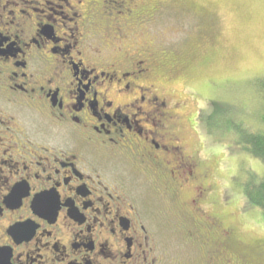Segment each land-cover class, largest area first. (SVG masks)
Instances as JSON below:
<instances>
[{
  "label": "flooded vegetation",
  "instance_id": "1",
  "mask_svg": "<svg viewBox=\"0 0 264 264\" xmlns=\"http://www.w3.org/2000/svg\"><path fill=\"white\" fill-rule=\"evenodd\" d=\"M145 2L0 0V264H160L141 181L172 200L189 187L190 244L226 233L200 206L206 172L170 129L154 55L124 46L118 17Z\"/></svg>",
  "mask_w": 264,
  "mask_h": 264
},
{
  "label": "rangeland",
  "instance_id": "2",
  "mask_svg": "<svg viewBox=\"0 0 264 264\" xmlns=\"http://www.w3.org/2000/svg\"><path fill=\"white\" fill-rule=\"evenodd\" d=\"M144 6L141 19L139 13L118 14L130 21L124 46H147L154 55L153 76L173 116L170 129L206 172L207 195L200 206L226 230L210 237L201 229L198 242L190 244L186 234L192 220L180 204L189 187L178 189L172 200L160 185L139 182V199L159 217L150 228L156 254L164 256L160 264H208L213 250L232 263L264 264V216L244 191L264 176V164L237 142L249 132L264 131V77L241 75L264 60V8L236 0H146ZM102 53L111 59L116 47L105 46ZM41 121L38 126L48 137L52 129Z\"/></svg>",
  "mask_w": 264,
  "mask_h": 264
},
{
  "label": "trees",
  "instance_id": "3",
  "mask_svg": "<svg viewBox=\"0 0 264 264\" xmlns=\"http://www.w3.org/2000/svg\"><path fill=\"white\" fill-rule=\"evenodd\" d=\"M238 144H243V149L259 158L264 164V131L249 132L237 139ZM254 176V175H253ZM253 179V178H252ZM248 203L258 206L264 216V176L249 182L244 188Z\"/></svg>",
  "mask_w": 264,
  "mask_h": 264
},
{
  "label": "snow or ice",
  "instance_id": "4",
  "mask_svg": "<svg viewBox=\"0 0 264 264\" xmlns=\"http://www.w3.org/2000/svg\"><path fill=\"white\" fill-rule=\"evenodd\" d=\"M236 2L242 4L259 3L262 6V8H264V0H236ZM257 74L260 75L261 77H264V60H261L257 68L254 69L244 68L241 70V75L244 76H254Z\"/></svg>",
  "mask_w": 264,
  "mask_h": 264
}]
</instances>
